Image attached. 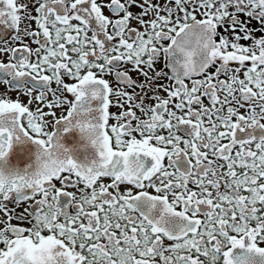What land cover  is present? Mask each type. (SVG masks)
I'll return each mask as SVG.
<instances>
[{"label": "snow or ice", "instance_id": "6c2138e0", "mask_svg": "<svg viewBox=\"0 0 264 264\" xmlns=\"http://www.w3.org/2000/svg\"><path fill=\"white\" fill-rule=\"evenodd\" d=\"M0 264H264V0H0Z\"/></svg>", "mask_w": 264, "mask_h": 264}, {"label": "flooded vegetation", "instance_id": "af4514ba", "mask_svg": "<svg viewBox=\"0 0 264 264\" xmlns=\"http://www.w3.org/2000/svg\"><path fill=\"white\" fill-rule=\"evenodd\" d=\"M106 12H107V10H106Z\"/></svg>", "mask_w": 264, "mask_h": 264}]
</instances>
